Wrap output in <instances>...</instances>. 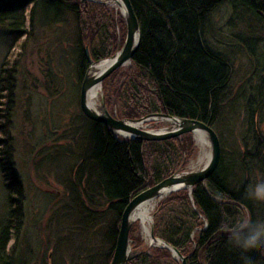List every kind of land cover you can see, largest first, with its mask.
Masks as SVG:
<instances>
[{"label":"trees","instance_id":"obj_1","mask_svg":"<svg viewBox=\"0 0 264 264\" xmlns=\"http://www.w3.org/2000/svg\"><path fill=\"white\" fill-rule=\"evenodd\" d=\"M129 1L138 20L140 39L131 59L136 77L117 92L122 101V114L136 118L161 112L201 121L214 130L215 123L221 126L224 113L227 110L231 113L240 103L245 108L246 125L241 142L243 146L252 144L248 151H234L238 176L231 182L225 175L227 153L220 149L219 165L203 184L196 185L190 196L185 190L175 192L159 206L157 213L169 203L176 210L168 213L174 216L167 221L163 220L164 214L157 215L152 233L184 256L186 264H243L241 251L228 242L223 225L241 216L243 211L253 221L264 219L260 202L248 198L251 189L248 175H264V140L257 134L254 123L255 111L264 106V55L260 52L264 44L259 47L257 39L249 35L256 29L264 32V0ZM221 3L228 4L238 22L242 19L243 24L248 22L253 26L247 30L249 39L236 36L245 44L241 51L245 50L250 63L254 61L255 65L249 72L251 77L246 75L245 81L242 79L236 85L240 92L232 100H229L233 94L230 83L234 72L228 54L210 48L205 42L211 30L210 17ZM27 11L30 26L35 17L51 25L59 24L65 16L71 18L79 47L75 59L78 82L87 67L80 46L82 40L95 44L90 53L93 60L109 56L114 43L112 26L103 18L100 6L84 0H0V27L12 41L28 34ZM10 56L11 53L6 55L0 69L3 84L0 91L7 99L0 108L3 119L10 115L14 88L15 60ZM79 115L84 128L68 143L79 144L80 149L67 176L68 186L65 190L62 188L60 202L70 203L65 205V210L74 218L73 231L85 238L81 239L84 245L91 244L87 239L91 240L96 233L95 226L102 220L100 239L105 248L93 254V248L87 247L85 254H88L87 264L95 261L108 264L127 202L147 188V184L153 186L168 177L180 157L177 149L183 150V146L175 139L119 140L102 124ZM0 129L4 131L5 125L1 124ZM4 143L5 140H0V173L6 192V210L0 220V264H13V247L9 243L15 242L21 230L22 190L14 174L11 149ZM200 220L205 223L204 228H200ZM193 233L196 234L194 247L189 251ZM245 255L252 257V264H264V247L257 246ZM162 257L170 259L169 252L155 248L151 256L137 254L128 264H160ZM76 263L74 260L73 264Z\"/></svg>","mask_w":264,"mask_h":264},{"label":"rangeland","instance_id":"obj_2","mask_svg":"<svg viewBox=\"0 0 264 264\" xmlns=\"http://www.w3.org/2000/svg\"><path fill=\"white\" fill-rule=\"evenodd\" d=\"M84 1L100 6L103 9V18L112 26L114 43L110 56L122 45L125 38V25L120 10L111 0ZM25 14V26L28 31L25 37L12 41L6 30L0 27V69L6 60V55L11 53L12 61L15 60L14 88L12 102L9 104V117L3 119L0 111V126L5 125V132L4 128L0 129V140H5L4 145H9L11 149L14 174L20 181L22 190L23 207L21 230L15 242L9 243L13 247L12 261L13 264H73L75 260V263L78 262L76 264H87L88 254H85V249L93 248L92 253L96 254L105 248L103 240L100 239V233L103 231L102 220L95 226L96 233L90 237L91 240L87 239L91 244L84 245L81 239L85 238L81 237L80 232L73 231L74 218L65 210V205L70 203L60 202L61 192L68 186L67 176L70 167L80 149L79 144L72 145L68 141L84 128L78 103L81 81L78 82L76 79L75 71V59L79 50L76 31L73 21L68 16L56 25L45 24L35 17L30 26L28 11ZM235 17L228 4L221 3L210 17L211 30L205 41L210 48L228 54L234 72L230 83L233 96L231 95L229 100L239 94L236 85L240 80H244L246 75H249L248 78L251 77L249 72L255 65L254 61L250 63L246 51H241L242 48L245 49L243 40L236 37L241 35L249 39L247 30L253 26L248 22L243 24L242 19L238 22ZM249 35L257 39L259 47L264 44V32L260 29L253 30ZM80 46L82 50L87 46L89 53L95 49V44H90L87 40H82ZM260 50L264 55V48ZM136 74V69L129 62L111 73L100 84L99 92L107 111L110 114L115 113L120 119L135 120L150 115L149 113L134 118L122 114V101L117 97V92L129 79H135ZM136 80L138 81L137 78ZM2 85L0 83V87H3ZM5 96L6 94L0 91V108H3L1 104L7 100ZM235 104L234 102L233 106ZM234 108L231 113L227 110L221 126L215 123L214 128L220 149L227 153L225 175L230 182L236 180L238 176L236 175L237 156L234 151L241 153L243 149L248 151L252 146V144L243 146V141L241 142L246 130L245 108L240 103ZM254 123L257 134L264 140V106L255 111ZM168 127V124H163L161 121H150L145 124L144 129L157 131ZM116 139L122 140L120 137ZM173 139L176 140L175 142L179 141L183 150H178L176 147L180 157L177 166L169 175L176 171L191 170V163L197 162L202 156L194 135L185 134ZM74 142L78 143L76 140ZM61 145L62 147H56ZM200 166L201 164L196 168ZM248 179L252 188L257 182L264 181V175L250 173ZM3 182L0 173V220L6 210ZM146 187L151 186L147 184ZM172 194L174 193L151 203L153 207L149 212V227L152 229L157 215L163 217L164 214V221L174 216L168 214L176 210V206L170 203L157 213L159 206ZM260 204L264 208V201ZM241 214L248 215L245 211ZM204 226L205 223L201 221L200 228ZM195 235L193 233L191 236L189 251L194 247ZM128 245L136 255L144 253L151 256L155 248L162 249L148 244L138 222L131 224ZM169 258L162 257L160 264H170V261L180 264V261H175L170 253ZM95 262L97 263L93 264L102 263V261Z\"/></svg>","mask_w":264,"mask_h":264},{"label":"water","instance_id":"obj_3","mask_svg":"<svg viewBox=\"0 0 264 264\" xmlns=\"http://www.w3.org/2000/svg\"><path fill=\"white\" fill-rule=\"evenodd\" d=\"M111 1L120 10L125 25V38L122 45L113 54L100 60H93L87 46L83 48V55L87 62V67L80 83L78 97L82 114L87 119L102 124L115 138L120 137L121 139L140 142H163L185 134L196 135L201 133L207 140L209 147V157L202 167L188 171H176L129 199L121 213L112 257L108 263L128 264L136 255L134 251L129 249L128 245V234L132 224L130 217L133 211L141 206L159 201L165 196L178 191L185 190L190 196L192 189L196 185L203 184L217 169L220 161V144L211 126L195 119L177 118L164 113L150 114L135 120L120 119L115 113L110 114L107 111L102 98H100V105L97 110H94L90 106L88 102L90 90L96 86L100 88L101 82L111 73L131 62L140 39V27L130 1ZM150 121H161L168 124L169 127L161 131L145 130V124ZM137 124H143V127L139 128L134 126ZM148 235L151 244L167 250L175 261H180V264H186L185 257L181 256L164 241L153 236L151 227H149Z\"/></svg>","mask_w":264,"mask_h":264},{"label":"clouds","instance_id":"obj_4","mask_svg":"<svg viewBox=\"0 0 264 264\" xmlns=\"http://www.w3.org/2000/svg\"><path fill=\"white\" fill-rule=\"evenodd\" d=\"M248 198L256 202L264 201V181L257 182L248 193ZM228 242L242 253L243 264H252V257L245 255L257 246L264 247V221H253L243 214L230 219L223 225Z\"/></svg>","mask_w":264,"mask_h":264},{"label":"bare ground","instance_id":"obj_5","mask_svg":"<svg viewBox=\"0 0 264 264\" xmlns=\"http://www.w3.org/2000/svg\"><path fill=\"white\" fill-rule=\"evenodd\" d=\"M99 91H100L99 86H96L94 89L90 90L88 94V102L94 110H97L100 105L101 95ZM134 126L140 128V127H143V124L141 125L137 124ZM161 130L163 129L160 128L158 131H161ZM194 139L196 140V143L201 148L202 156L199 158L197 162L191 163V166H190L191 169H195L196 166H199L200 164H201L200 167H202L209 157V147H208V143L205 137L201 133H198L194 135ZM152 207H153V204L151 203L141 206L137 208L136 210H134L130 217L131 222H138L140 224V226L143 229V233H144L145 239L147 240L148 244H151V240L148 234H149V222H150L149 212L152 209Z\"/></svg>","mask_w":264,"mask_h":264}]
</instances>
